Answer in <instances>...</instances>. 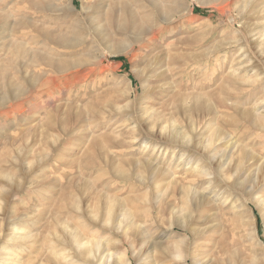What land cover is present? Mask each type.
Listing matches in <instances>:
<instances>
[{"label": "rangeland", "instance_id": "obj_1", "mask_svg": "<svg viewBox=\"0 0 264 264\" xmlns=\"http://www.w3.org/2000/svg\"><path fill=\"white\" fill-rule=\"evenodd\" d=\"M231 1L0 0V264H186V214L264 264V0Z\"/></svg>", "mask_w": 264, "mask_h": 264}, {"label": "bare ground", "instance_id": "obj_2", "mask_svg": "<svg viewBox=\"0 0 264 264\" xmlns=\"http://www.w3.org/2000/svg\"><path fill=\"white\" fill-rule=\"evenodd\" d=\"M199 1V0H198ZM225 1V3L227 4V6H230L233 2L231 1V0H224ZM201 4H203L202 2H200ZM221 3V2H220ZM182 7L183 8H186V9H188V5H187V3H184V2H182ZM217 7H218V5H217ZM221 7V6H220ZM219 7V8H220ZM182 9V8H181ZM219 10V9H218ZM193 11V10H192ZM229 11V10H228ZM114 15V14H113ZM225 16V15H224ZM229 21H230V19H228ZM232 22H234V21H232ZM230 23V22H229ZM231 24H233V23H231ZM113 25V24H112ZM213 31V30H212ZM105 33V32H104ZM214 33V32H213ZM239 33V32H238ZM263 36V35H262ZM257 39V38H256ZM261 40V41H260ZM260 40H259V42L258 43H256L257 45H259V44H261V45H264V43H263V40L261 39V36H260ZM183 41V40H182ZM255 41V40H254ZM254 41H251L253 44H255V42ZM218 44V43H217ZM231 45H233V44H231ZM236 45V44H235ZM264 53V52H263ZM261 58V57H260ZM262 60H264V58H261V62H262ZM94 63V62H93ZM248 113V112H247ZM246 113V114H247ZM253 118V117H252ZM263 118V117H262ZM261 119V118H260ZM261 120H263V119H261ZM264 127V126H263ZM189 142V141H188ZM187 142V143H188ZM143 150H146V148H144ZM154 154H155V152L151 155V157H149V159H152L153 157H154ZM148 159V160H149ZM149 163V162H148ZM194 190V189H193ZM202 193V192H201ZM201 193H198L197 191H195L194 190V195H195V198H197V197H200V198H203V199H206L205 198V192H203L202 194ZM227 198V197H226ZM225 198V199H226ZM208 199V198H207ZM227 201H228V199H226ZM225 200V201H226ZM224 201V202H225ZM232 202H233V200H232ZM260 203L262 204V207H263V209H264V199L261 201V199H260ZM198 207V206H197ZM197 207L196 206H193L192 207V209L190 210V212H196L197 211ZM236 209H238V206H236L235 205V203H233V205H232V207H231V210H234L235 212H236V214L237 215H239V213H238V211H236ZM198 212V211H197ZM194 214V213H193ZM185 218H187L186 219V223H183V224H180V225H178V227H176L177 229H179L180 231H182V232H186V233H188V234H186L187 235V238H179L180 237V235H178V234H176L175 235V237L177 238V240L175 241V251H176V253H175V255H176V257L177 258H179L180 260H184L185 261V263L186 264H190L189 262H188V260H187V258H189L192 262H193V264H210L211 263V259L209 258V252L208 253H206L204 256H202V255H200L199 256V254H196V252H192V251H190V249H189V247H190V245H191V242H193L192 241V237H191V232H193V223H191L190 222V220H191V218L193 217H189L188 216V214H186V215H183ZM192 225V226H191ZM192 227V228H191ZM197 232V231H196ZM199 232V231H198ZM195 235H199V233H196ZM196 236V237H197ZM200 236H201V234H200ZM195 237V236H194ZM195 237V238H196ZM247 238H248V236H246ZM194 239V238H193ZM197 239V238H196ZM248 240H249V238H248ZM75 243H76V247L78 248V251H79V254L80 255H85L86 256V254H88V256H90L91 258H92V254H93V251H95L96 249H99V246L98 245H94L93 244V241H91V240H89V239H87V238H84V237H81V238H77V239H75ZM101 244V243H100ZM157 247V246H156ZM192 247V246H191ZM195 247V246H194ZM94 248H96L95 250H94ZM202 251V250H201ZM95 253V252H94ZM200 253V252H199ZM203 253V252H202ZM170 254V253H169ZM173 254V253H172ZM94 255V254H93ZM96 255V254H95ZM95 255H94V257H95ZM253 255V254H252ZM66 256H68V257H71V259H72V256H71V254L70 253H66ZM108 255L107 254H100V256L98 257V261L100 262V264H106V258H108L107 257ZM68 257H66V258H68ZM84 257V256H83ZM250 257V256H249ZM88 258V257H87ZM93 259V258H92ZM68 260H70V258H68ZM72 260H74V259H72ZM245 261H246V259H244ZM71 262V261H70ZM77 262V261H76ZM247 263H249V264H257V259H256V257L255 256H253V257H250L249 258V260L248 261H246ZM72 263V262H71ZM73 263H75V262H73ZM108 263H109V261H108ZM107 263V264H108ZM70 264V263H69ZM124 264H130V263H128V262H126V261H124ZM245 264V263H244Z\"/></svg>", "mask_w": 264, "mask_h": 264}, {"label": "trees", "instance_id": "obj_3", "mask_svg": "<svg viewBox=\"0 0 264 264\" xmlns=\"http://www.w3.org/2000/svg\"><path fill=\"white\" fill-rule=\"evenodd\" d=\"M117 61H121L122 59H120V58H118V59H116Z\"/></svg>", "mask_w": 264, "mask_h": 264}]
</instances>
